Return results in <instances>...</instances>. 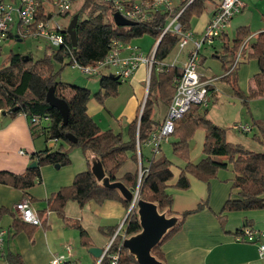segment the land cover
Here are the masks:
<instances>
[{
	"label": "trees",
	"instance_id": "obj_1",
	"mask_svg": "<svg viewBox=\"0 0 264 264\" xmlns=\"http://www.w3.org/2000/svg\"><path fill=\"white\" fill-rule=\"evenodd\" d=\"M51 1L42 0L37 15L38 21L48 19L51 12L49 6ZM134 1L136 0H126L125 4L130 6ZM81 2L76 11L79 14L75 27L78 40L76 47L72 45L70 34L67 32V27L64 26L65 42L52 54H46L44 57L34 60L30 54L13 53L9 57L8 65L0 67V114L6 113L15 116L24 113L28 118L34 114L48 117L47 124L43 122L40 129L33 127V135L43 136L46 143L49 140H55V143L60 145L56 149L46 145L44 149L33 153L32 159L37 162V166L28 168L24 173L0 171V183L9 184L28 194L30 188L41 182V167L43 165L52 164L61 167L69 164L71 162L69 150L75 146H80L86 155H95L102 162L111 181H121L131 189H135L139 183L141 163V168L148 170L142 174L140 199L157 203L159 211L161 213L167 212V216L176 214L173 211L174 195L167 191L168 187L175 186L186 190L191 186L188 174L200 180L209 181L217 178L219 172L227 169L230 165L234 171L232 189L237 191L239 198L229 197L219 214L220 217L224 219L227 212L263 208L264 151L252 150L244 145L228 141L226 130L207 118L208 110L201 105L192 104L183 117L176 121L173 134L179 135L180 140L174 142L173 150L185 161V164L180 167V173L173 185L170 181L175 177L174 163L165 154L155 157L150 155L145 162L142 152L140 160L138 143L142 149V145L146 143L150 134L157 128V122L152 116L154 94L157 92L160 99L170 104L177 91L174 78L182 75L181 67L172 65L163 72H156L153 68L149 92L141 116L139 113L129 123L127 140L121 132L101 129L96 120L88 113L87 108L92 97L103 102L105 98L118 94V87L122 83L118 75L114 73L101 74L100 87L94 93L86 86L69 83L60 78V72L64 65H72L74 59L82 65H95L98 61L103 60L114 39L123 43H130L133 39L150 35L154 39L153 47L160 39L156 46L155 63L165 61L179 41V36L172 31L163 34V29L170 18L179 13L178 20L183 29L185 31L191 30L193 18L200 17L205 12L208 3H217L220 6L222 0H180L172 12L161 8L152 12L147 20L136 21L137 23L131 26H120L115 23V8L109 2L103 0H81ZM68 13L66 14L68 15ZM76 13L72 14V17ZM254 36L255 39L249 42L251 30L248 27H239L236 30L234 40L225 39L226 55L222 56L223 65L228 71L226 79L230 81L233 78L234 83L237 80L236 71L241 63L253 58L258 61L260 72L255 75V87L251 90L250 95L264 94V31ZM239 51L242 53L241 61L238 66L233 67ZM52 57L61 64L60 69L54 67ZM51 87H54L57 97L65 99L69 104L70 112L67 122H64L59 110L46 99L47 92ZM257 125L260 135L255 137L264 145V121L257 122ZM200 127L204 128L206 133L203 145L204 155L200 161L193 162L189 158L186 137ZM68 133H72L77 138V142L69 140L67 138ZM62 141L68 144V149L64 148ZM59 142L60 144H58ZM88 158V168L78 172L70 185L63 186L54 192L47 202L50 209L56 211L72 227L74 226L79 230L81 244L89 248L92 244L86 229L79 221H71L65 215L67 202L74 200L83 207L91 200L103 203L109 199H118L129 210L131 201L127 200L117 188L102 185L92 172V162ZM129 160L136 163V170L119 175ZM205 209H209L208 198L203 199L197 208L183 212L178 224L172 227L154 246L152 254L163 264H167L162 251L164 242L181 229L187 216ZM4 212L12 213L8 208L0 207V215ZM39 215L42 220L41 225H43L45 223L44 218L41 214ZM24 224L25 226H38L27 224V222L25 223L16 217L13 220V225L18 231L24 227ZM116 227L110 231L111 235ZM141 230L136 208L130 212L126 219V235L129 237ZM120 241L121 238H117L116 244ZM5 252L4 249L0 255L4 256ZM6 258L12 264H23L19 254L9 253ZM104 263L108 264V261ZM120 264H139V262L123 246L120 250Z\"/></svg>",
	"mask_w": 264,
	"mask_h": 264
},
{
	"label": "crops",
	"instance_id": "obj_2",
	"mask_svg": "<svg viewBox=\"0 0 264 264\" xmlns=\"http://www.w3.org/2000/svg\"><path fill=\"white\" fill-rule=\"evenodd\" d=\"M241 1L244 7L232 19L228 28L235 32L239 27H248L255 34L264 31V0ZM179 3L180 0L174 2L172 0L173 9ZM210 4L213 5L209 7ZM218 6L219 4L217 3H208L205 12L200 17L193 18L191 31L196 36H201L204 32ZM196 18L198 20L197 23L194 21ZM228 28L225 35L217 40L223 45L225 39L230 40ZM11 35H13L12 32ZM254 39L255 36H251L249 42ZM135 40L133 39L130 43L137 45L138 42ZM150 44L149 49L146 51L142 50L143 47L140 44L137 46L140 49L142 48V51L148 53L157 46L156 44L153 47L154 39ZM214 44L208 45L213 46ZM190 49L191 47L188 46L184 51H180L177 43L165 61L171 63L177 58L176 65L183 68ZM220 52V49L217 50L215 48V51H212L211 54L215 58H220ZM178 54L179 56H177ZM207 57L205 52L201 53L199 70L204 74L205 78L214 79L213 84L210 86L211 96H213L212 94H216L217 91L216 81L218 79H226L228 71L225 68V73L221 76L209 77L206 71L200 69V63L205 61ZM247 61L245 60L243 63ZM257 64L258 71L256 73L260 71L258 61ZM102 71L101 74H111L104 70ZM147 75L148 67L142 64L128 79L130 87L121 83L118 87V94L105 98L103 102L99 101L96 97L90 99L87 105L88 113L96 120L101 129H112L114 132H121L124 138L128 139V125L140 113L148 81L150 83L149 75L148 80ZM82 85L86 86V84ZM98 89L94 90V92H97ZM122 91L124 93L123 100L121 97ZM159 102L163 103V106H159ZM155 105L158 106L160 117L158 121L154 117L153 119L157 122L158 126L166 118L169 104L160 99L157 92H155L153 113ZM245 123L250 124L252 130L255 128L254 124ZM232 130L237 132L234 129ZM239 133L244 134V132ZM39 136L41 135H33V127L26 114L19 113L11 116L10 114L1 113L0 171L6 170L17 174L24 173L34 161L32 159L33 153L43 149L38 141ZM55 145L57 143L51 141L49 146L54 147ZM147 147L148 153L145 156V162L151 155L150 147ZM20 151H24V153ZM86 156L89 157L87 158L91 162L97 158L92 154ZM136 168V163L129 160L123 169H121L119 175H123L127 171L133 172ZM58 169L60 168L52 164L43 165L41 167V182L36 183L30 188L28 194L9 184L0 183V207L3 206L12 211V213L4 212L0 215V228L8 230L5 239L6 252L4 256L0 255V264H12L6 258V255L9 253L19 254L23 264H48L54 254L64 251L65 244L73 245V239H76V235L72 231V226L67 220L59 216L56 211L49 208L47 200L54 192L60 190L61 187L70 185L77 172L75 169L69 168L63 174L57 171ZM174 175L176 176L175 172ZM188 177L191 183L190 188L183 190L171 186L167 189L169 193L174 195L173 211L176 214L171 216L180 218L183 212L197 208L199 203L205 198H208L209 209L187 216L181 229L164 242L162 251L164 252L166 263L264 264V259L259 256L257 244L238 241L235 238L237 231L242 229L247 223L258 229H264V207L261 209L227 212L226 217L222 219L219 214L226 200L229 197L239 198L237 191L232 189V178L234 176L232 178L228 177L226 173L221 171L217 178L209 181L200 180L191 174H188ZM177 178L172 182V185L176 182ZM24 199L31 200L33 206L43 216L45 223L36 227L31 225L25 226L24 224V227L18 231L13 225L14 218H18L15 206ZM127 212V207L118 199H109L103 203L91 200L83 207L77 201L69 200L65 207L66 217L71 221H79L90 235L92 244L90 247L95 246L101 249L108 243L111 236L110 231L123 221ZM77 254L78 251L74 249V258Z\"/></svg>",
	"mask_w": 264,
	"mask_h": 264
},
{
	"label": "built area",
	"instance_id": "obj_3",
	"mask_svg": "<svg viewBox=\"0 0 264 264\" xmlns=\"http://www.w3.org/2000/svg\"><path fill=\"white\" fill-rule=\"evenodd\" d=\"M75 0H52L51 6L56 9L58 14H65L72 10ZM113 4L115 12H120L123 16L133 21L147 20L151 13L159 9L168 11L173 10L172 0H136L130 6L125 4L126 0H103ZM42 0H14L13 2L0 1V58L3 41L12 32L13 27H17V36L34 35L48 39L51 46L60 48L65 42V29L59 23L50 24L54 17L51 11L48 19L37 20L39 8ZM244 7L241 0H222L220 6L214 12L213 17L207 24L201 36H196L191 30L185 31L178 20L179 13L170 18L163 29V34L172 31L179 36L178 46L180 51H184L188 46L191 47L187 60L183 65L181 76H176L174 81L177 84V91L169 104L168 113L164 121L150 134L145 145L150 147L151 156H159L162 151V145L168 142L170 136L175 131V124L178 119L190 109L192 104L201 105L203 108L209 106L210 86L214 79L205 78L199 70V61L201 51L206 44H214L216 40L222 38L227 32V28L233 17L240 13ZM156 47L150 52H143L140 47L131 43H123L118 39L111 42L109 52L103 60L95 65H82L74 59L72 67L79 69L89 76L99 74L104 68H114L113 73L118 75L122 81L129 79L140 65L145 64L148 67L149 78L153 68L156 72H163L169 66L176 65L177 58L169 63L161 61L155 63ZM241 51L238 52L234 61V67L241 61ZM179 56V54L177 55ZM39 114L29 117L32 127L40 129L44 120ZM232 129L241 132H250L252 127L248 123L236 122ZM55 142V140H54ZM138 154L142 158V149L138 143ZM24 153V151H20ZM140 176L148 169L143 170L140 165ZM140 179V178H139ZM134 190V197L130 208L123 221L116 227L108 243L102 249L96 264H120V250L124 246L126 235V219L130 212L137 208L140 199V182ZM15 212L22 221L41 225L42 220L39 212L33 206L29 199L18 202L15 206ZM8 230L0 228V254L5 249V239ZM121 241L116 244L117 238ZM236 240L248 243H255L258 246L259 256L264 259V229H258L250 224H246L235 236ZM48 264H81L74 258V248L72 244H65L64 251L52 256Z\"/></svg>",
	"mask_w": 264,
	"mask_h": 264
},
{
	"label": "rangeland",
	"instance_id": "obj_4",
	"mask_svg": "<svg viewBox=\"0 0 264 264\" xmlns=\"http://www.w3.org/2000/svg\"><path fill=\"white\" fill-rule=\"evenodd\" d=\"M4 1L13 2L14 0ZM174 1L177 0H173V2ZM81 3V0H75L73 2V8L68 13V15L66 13L58 14L56 12V9H54L50 4L49 6L51 7V11H55L54 17L51 19L50 24L59 23L62 26L67 27L72 19V14L76 13ZM212 5L213 4H210L209 7H211ZM238 14H236L234 17H236ZM194 21H196L197 23V18ZM16 31L17 27L15 25L12 30L13 35L6 37V39L3 41L0 58V67L8 65L9 57L13 53H20L22 55L30 54L32 55L34 60H37L39 58L44 57L46 54H52L57 49L51 46L48 39L44 37H36L34 35L17 37ZM252 31L251 36H254L255 33H253ZM228 32L230 40H234L236 36V31L234 32L232 29L228 28ZM135 41L138 42L137 45L140 44L143 47V49L141 48L142 50L146 51L149 49V46L151 45L150 43L153 42V37L150 35H144L143 37L136 38ZM215 48L217 50L220 49V58H215L212 56L211 53L212 51H215ZM203 52H205L208 57L205 61L200 63V69L206 71V74L209 77L221 76L222 74H224L225 66L222 62V56L226 55L224 45L216 40V43L213 46H210L208 44L204 45L201 53L203 54ZM52 63L56 69H60L61 64L57 60H55L54 57H52ZM103 70L107 73H112V71H114V68H104ZM257 71L258 64L256 59L253 58L243 64H240L236 71L237 80L235 79V83L233 78H231L230 81L228 79H218L215 83L217 88L216 94H212L213 96H211L210 92L209 107L207 106L206 108L208 110L207 118H209L215 124L226 130V138L228 141L235 144L244 145L245 147L252 150L264 151V145L255 137L256 135H260V130L257 125V122L264 121V94L250 95L251 90L255 87V75L260 72L259 71L258 73H256ZM102 72L103 71H101L99 74L89 76L81 72L79 69L72 67V65H64L60 72V78L63 81L74 83L77 85L86 84V86H88L89 89L94 92V90H97L100 87L99 79ZM122 84L130 87V82L128 79L122 81ZM123 96L124 93L122 91V100ZM158 105L163 106V103L159 102ZM153 117L156 121H158L160 117V114H158L157 105H155ZM43 122L44 124H47L46 120H44ZM236 122H249L255 124V128L250 132H244V134L239 133L241 131L234 132L231 126ZM205 135L206 133L204 128L200 127L197 128L193 134H190L186 137L189 158L193 162L200 161L204 155L203 145ZM178 140H180V136L177 134H172L170 136L169 141L163 143L161 151V154H165L174 163L173 171L175 172L176 176L175 178H173L172 181H170L171 184L177 178L180 172V167L185 164V161L180 156L176 155L173 150V144ZM38 141L42 146L41 148L44 149L46 146L44 137L39 136ZM50 143L51 140L47 142V145L49 146ZM62 143L64 145V148L68 149V144L65 141H62ZM59 146L55 145L53 148L56 149ZM142 152L144 157L148 153V147L144 144L142 145ZM69 155L71 158V162L67 165L59 167L60 169H58L57 171L65 174V171L67 172V169L72 168L75 169L78 173L88 168V164L86 165V153H84L80 146H75L71 148L69 150ZM221 171H223V173H226V176L228 177L230 176L232 178L234 176L232 165H230L227 169H223ZM72 229V231L76 235V239H73V245L75 251H78V254L75 257L77 261L81 264H96L98 262V257H94L89 252L88 248L81 244L79 230L76 229L74 226L72 227Z\"/></svg>",
	"mask_w": 264,
	"mask_h": 264
},
{
	"label": "water",
	"instance_id": "obj_5",
	"mask_svg": "<svg viewBox=\"0 0 264 264\" xmlns=\"http://www.w3.org/2000/svg\"><path fill=\"white\" fill-rule=\"evenodd\" d=\"M78 19L79 14L76 13L67 26V32L70 34L72 45L74 47L78 44L77 33L75 30ZM114 21L120 26H131L137 23L136 21L126 18L120 12L114 13ZM159 40L157 44L159 43ZM148 91L149 81L139 116H141V112L148 96ZM46 99L52 106L59 110L64 122H67L70 112L69 104L65 99L59 98L55 95L54 87L49 89ZM67 138L73 142H77V138L72 133H68ZM36 166L37 162L33 161L29 165V168ZM92 172L102 185L110 188H117L127 200H133L134 190L128 188L121 181H111L104 170L102 162L98 158L94 159L92 162ZM139 182L141 183V176ZM137 212L139 214L142 230L127 237L124 240V246L136 258L139 264H163L162 261L152 254V249L172 227L178 224L179 218L177 216L168 217L167 212L161 213L159 211L157 203L146 201L144 199H139ZM88 250L95 257H99L102 253V249L95 246L90 247Z\"/></svg>",
	"mask_w": 264,
	"mask_h": 264
}]
</instances>
